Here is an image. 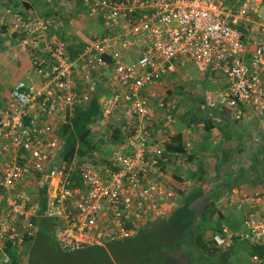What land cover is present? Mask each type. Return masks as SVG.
Here are the masks:
<instances>
[{"label": "built area", "instance_id": "obj_1", "mask_svg": "<svg viewBox=\"0 0 264 264\" xmlns=\"http://www.w3.org/2000/svg\"><path fill=\"white\" fill-rule=\"evenodd\" d=\"M83 2L89 16L100 14L106 31L83 37L74 55L72 39L59 37L51 18L4 10L29 68L5 89L0 81V264H28L42 189L43 216L58 222L54 238L62 251L123 240L167 217L178 197L159 167L166 140L156 139L153 125L161 117L167 130L176 104L153 98L185 63L223 78L219 104L233 120L264 116L263 0ZM104 72L112 88L100 98L104 116L124 123L126 139L104 169L85 165L83 186L69 187L71 166L56 162V126L92 98ZM243 204V229L211 234L215 246L264 245V186L241 193L238 208Z\"/></svg>", "mask_w": 264, "mask_h": 264}, {"label": "trees", "instance_id": "obj_2", "mask_svg": "<svg viewBox=\"0 0 264 264\" xmlns=\"http://www.w3.org/2000/svg\"><path fill=\"white\" fill-rule=\"evenodd\" d=\"M63 3V11L68 12L72 17H78L82 13L87 14L91 8L89 3L83 2V0H73L69 6H65ZM233 3L237 5L238 0H234ZM16 11L30 14L27 10ZM58 15L49 11L41 17H49L53 20L59 37L65 36L72 39L73 46L70 47V54L74 55L81 49L84 40L78 39L73 33L68 36L62 35V26L58 24L60 19ZM87 18L99 25L92 31L93 33L106 31L100 14L86 16L85 19ZM7 38L18 45V34L9 32L8 36L3 39L8 41ZM170 81L169 77L163 80L162 83H165V86L156 89L158 97L153 98L154 101H162L165 105L177 103V97L181 94L175 89L178 82ZM179 85L177 84V86ZM181 87L183 86L180 85L179 88ZM111 91L108 74L104 72L100 76V85L92 98L84 103L74 105L72 113L68 114L56 126V136L59 140L56 162L60 166H66L67 169L71 166L68 175L69 187H82V170H85V165L92 169H104L112 150L116 146L124 144L126 139V132L122 130L124 123L115 116L105 117L100 102L101 96L109 97ZM192 106L190 105V108L186 109L189 111L188 114L183 115V113L177 114L176 105L171 112L172 119L168 121L169 125L176 122L177 119L189 129L202 123V129L210 132L215 126L213 120L202 113L203 106L201 108L197 106V109L194 110ZM221 108L222 113L227 112L229 117L233 119L228 108L225 106ZM165 121L163 120V124ZM238 123L234 120L227 128L222 127L224 140H218L214 143L215 155L218 158L216 170H219L220 166L224 168V176L221 175V179L224 178V181L219 184L222 189L216 195L204 196L208 188L207 172L200 161H196L195 166H190L195 160L196 153L186 152V148L182 144L181 134H175L170 141H165L162 156L159 158L160 169L165 174L168 171L174 173L172 175L175 179H179L180 170L186 171L187 177L193 183L192 187H180V184H177L178 189H176L170 181L177 194H180L182 198L178 195L176 206L166 218L148 224L147 227L129 238L113 241L105 244V246H88L73 252L62 251L54 238L58 222L43 216L46 191L42 189L37 198L40 208L34 218L37 232L30 240L29 264H39L40 262L33 258L34 249L39 248L44 251L47 247L52 254L55 250L63 253L61 257L63 264L72 262L74 257L71 254L86 250H93L96 255L103 257L105 264H109L111 259L113 262L110 261V264H264V245L236 241L230 246L219 248L211 241L210 236L207 237L206 235L207 231H210L211 234L222 233L223 227H227L222 224L225 215L217 206L223 191H230L241 183H250L251 188L245 190V193L250 194L256 191V188L264 186V128L259 132V141L254 138L246 141L245 136L236 130ZM98 131L102 133L100 136H97ZM156 139L158 138L156 137ZM227 143L229 145L226 147ZM240 155L241 158L235 161ZM234 161L236 162L235 166L233 165ZM168 165L172 170L166 169ZM246 175L247 178L243 181ZM196 204L201 207L199 211ZM244 207L245 204L239 208L242 213ZM244 215L243 213V217ZM227 228L229 229V227ZM125 256L131 257L130 263L126 262L129 260L128 258L122 261ZM254 257L257 260H254ZM12 264H19V262L15 260Z\"/></svg>", "mask_w": 264, "mask_h": 264}, {"label": "crops", "instance_id": "obj_3", "mask_svg": "<svg viewBox=\"0 0 264 264\" xmlns=\"http://www.w3.org/2000/svg\"><path fill=\"white\" fill-rule=\"evenodd\" d=\"M5 8H10L13 10H27L30 13H33L38 16H43L47 14L49 11H53L55 14H59L58 18L59 22L58 24H61L62 29L61 33L62 35H71L73 33L78 39H83V33H82V25L80 22L76 21L74 17L70 16L68 12L63 11V6L61 3V0H0V81H2V87L7 88L9 87L14 81H12L9 85H6V78L11 77L14 72L21 71L22 76L20 78H24L26 76L27 70L29 68V60L24 54V52L21 51L19 46L13 42V40H7L3 39L5 36L7 37L10 29H9V18L5 15ZM83 14V13H82ZM91 24V30H95L96 27L99 25L95 24L93 21L89 22ZM81 26V28H80ZM251 23H248L246 28L250 29V35L254 36V30L256 27L251 28ZM5 28V29H4ZM5 40V41H4ZM188 63V62H187ZM189 67L187 69L186 63L184 64V67L179 68V70L169 77L171 80L170 82L174 80H179V76L181 77L180 81L184 82V84L180 83L183 87H181L180 92H184L187 94V97L189 98V93H197V96L190 97V103L188 102V98H185L183 96V101L186 103L188 102L190 105H193V110L197 109V106L200 108L203 106L204 109L202 110V113L205 116H208L213 120L215 123V126L211 129L210 132H206L204 129H202L203 124L200 123L196 125L194 128H187L185 127L178 119L176 122H173L169 125L168 129H163V120L161 117L156 118L154 122V131L155 136L158 139H164L166 141H170L172 137L175 134H181L182 136V144L186 148L187 153H196L195 160L190 164V166H195L196 161H200L203 166L209 167L208 173H207V189L205 191V195H212L217 194L222 188L219 185L221 181H224V178L221 179V175L223 174V166H220L219 170H216V165L218 162V158L215 155V149H214V143L218 140H224L223 138V130L222 127L227 128L228 125L233 123V119L229 117L227 112H221L222 109L221 105L219 104V97L217 96V90H219V96L220 92L223 88V78L221 76H218L213 73H206V74H200L199 72H193L192 69ZM186 70L187 76L184 75L183 71ZM178 76V77H177ZM189 77V79H187ZM186 84V85H185ZM182 93V95L184 94ZM195 98V99H194ZM177 102V100H176ZM184 106V104H183ZM188 107H182L178 108L177 114L187 115L189 111L186 110ZM190 108V106H189ZM164 113V110H159L158 114L160 116ZM175 118V117H174ZM228 118V119H227ZM230 118V119H229ZM258 118L260 120H264V117H257L253 114L246 115L239 123L236 125V130L239 134H243L245 136V132L243 131L242 124L248 123L250 120ZM221 123V124H220ZM234 125V124H233ZM235 130L234 128H232ZM169 132V133H168ZM172 135V136H171ZM229 145V143L226 144V147ZM225 146V145H224ZM241 155L239 158L240 159ZM233 162L234 166L236 165V162ZM241 163H243L241 160H239ZM167 170L170 169V166L166 168ZM179 179L174 178V173H170V171L166 172V176L168 177L169 181H172L173 185L177 188V184H180V187H190L191 180L187 177L186 171H179ZM248 175V174H247ZM247 175L244 176L243 181H245V178H247ZM249 176V175H248ZM177 182H176V181ZM242 182V181H240ZM250 183H241L238 187H234L230 191H223L221 193L220 199L217 202V206L219 208V202L221 199H225L224 201L228 205H224L223 208H219L221 212H223L224 215H226L227 212H225V209L234 203L237 202V209L238 208V201L241 193H244L246 189H250L251 185ZM253 189V187H252ZM181 196L180 194H177V197ZM182 198V196L180 197ZM181 200V199H180ZM177 203V200L175 201V204ZM176 206V205H175ZM196 206H198L196 204ZM173 206H168V210L171 212L173 210ZM234 208V207H230ZM240 210V209H239ZM237 211V210H236ZM169 212V213H170ZM241 215L243 216V213L241 212ZM229 221V220H227ZM230 222V221H229ZM210 231L206 232L209 233ZM211 236V233H210ZM208 237V235H207ZM105 246V245H102ZM85 248V247H84ZM83 249V248H82ZM28 264H29V255H28Z\"/></svg>", "mask_w": 264, "mask_h": 264}, {"label": "rangeland", "instance_id": "obj_4", "mask_svg": "<svg viewBox=\"0 0 264 264\" xmlns=\"http://www.w3.org/2000/svg\"><path fill=\"white\" fill-rule=\"evenodd\" d=\"M74 15H75V13H74ZM86 16H89V15L88 14H81L78 17L74 16L75 17L74 19L76 21L80 22V24L82 25V33H83L82 35L85 38L89 37L90 34L92 33V30L90 29L91 24L89 23L90 20H88V18L85 19ZM80 28H81V26H80ZM186 67H187V69H189V67H190L193 72H198L197 68L191 62L186 63ZM21 76H22L21 71L14 72L11 77L6 78V82H5L6 85H9L12 81L19 79ZM180 79H181V77L179 76V80H175V82H178L177 84H180V83L184 84V82L180 81ZM223 83H224V81H223ZM177 84H176L175 89H176V91L180 92V89H181V88H179L180 85L177 86ZM180 93L181 94H179V97H177V103H176L177 112H180V111H178V108L180 109V108L184 107V109H185V107H189L191 104L190 100H189L190 97L195 96V95L197 96V93L192 92V93H189L190 97L188 98L187 94H185L184 92H180ZM182 93H184V94L182 95ZM183 96H185V98H188V102L190 104L188 102L185 103L183 101V98H184ZM196 96H195V98H196ZM217 96L219 97V90H217ZM152 103H156V102H152ZM183 104H184V106H183ZM242 128H243V131L245 132L246 141H248L249 139H253V138L256 139V141H259L260 140L259 132L261 129L264 128V120L254 118V119L250 120L248 123L242 124ZM101 134H102L101 131H98L97 136H100ZM263 154H264V152H263ZM204 169L208 173L209 167H205ZM207 178H208V176L206 174V179ZM192 184L193 183L191 182L189 186L192 187ZM224 200L225 199H221L220 202L218 203L219 208H223L224 205H228ZM230 207H234V208H230ZM230 207L228 206L225 209V212H227V213L225 215L224 220H222V224L229 227V229L231 231L238 232V231L243 229L244 217L241 215V210L237 209V202L234 203L233 205H231ZM200 208L201 207L197 206L198 211ZM227 220H229L230 222ZM210 233L211 232L207 233L208 237L210 236ZM29 252H30V249H29ZM33 254H34L33 258L40 261L39 264H61V263L63 264V260L61 258L63 256V253L61 251L59 252V251L55 250L54 253L52 254V252H50L48 247L44 251L42 249L36 248L33 250ZM71 255L74 258H73V260H71L72 262H70V264H105L104 263L105 259L99 255H96L93 250H86V251H82L80 253H73ZM126 258H128L129 260H126ZM130 259H131L130 256H127V257L125 256L122 258V261L126 260V262L130 263ZM110 261L113 262L112 259ZM110 261H109V264H110Z\"/></svg>", "mask_w": 264, "mask_h": 264}]
</instances>
